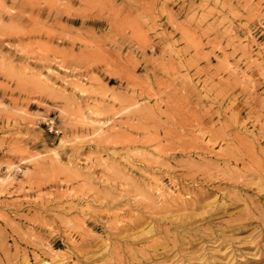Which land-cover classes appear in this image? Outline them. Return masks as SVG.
I'll return each mask as SVG.
<instances>
[{
  "label": "rangeland",
  "instance_id": "rangeland-1",
  "mask_svg": "<svg viewBox=\"0 0 264 264\" xmlns=\"http://www.w3.org/2000/svg\"><path fill=\"white\" fill-rule=\"evenodd\" d=\"M0 264H264V0H0Z\"/></svg>",
  "mask_w": 264,
  "mask_h": 264
}]
</instances>
